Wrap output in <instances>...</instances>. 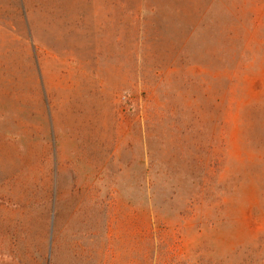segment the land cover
Listing matches in <instances>:
<instances>
[{"label": "rangeland", "instance_id": "374dc122", "mask_svg": "<svg viewBox=\"0 0 264 264\" xmlns=\"http://www.w3.org/2000/svg\"><path fill=\"white\" fill-rule=\"evenodd\" d=\"M0 264H264V0H0Z\"/></svg>", "mask_w": 264, "mask_h": 264}]
</instances>
